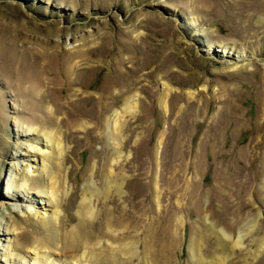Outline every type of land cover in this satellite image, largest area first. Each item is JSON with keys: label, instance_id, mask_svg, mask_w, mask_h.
Returning <instances> with one entry per match:
<instances>
[{"label": "rangeland", "instance_id": "rangeland-1", "mask_svg": "<svg viewBox=\"0 0 264 264\" xmlns=\"http://www.w3.org/2000/svg\"><path fill=\"white\" fill-rule=\"evenodd\" d=\"M126 100L135 105L125 110ZM63 157L65 216H76L85 183L98 188L88 221L117 264L131 251L130 264H216L219 227L243 249H231L232 264H264V0H0L7 263L31 264L27 246L55 208L44 168ZM112 164L125 193L105 200ZM8 189L20 196L9 205ZM129 205L134 230L104 226L107 208L120 216Z\"/></svg>", "mask_w": 264, "mask_h": 264}, {"label": "bare ground", "instance_id": "bare-ground-1", "mask_svg": "<svg viewBox=\"0 0 264 264\" xmlns=\"http://www.w3.org/2000/svg\"><path fill=\"white\" fill-rule=\"evenodd\" d=\"M164 96H165V93H163L162 96L160 97L161 101L162 100L165 101ZM133 105H135V101L126 100L124 108H125V110H127V109H130L131 107H133ZM159 139H160L159 140V144H160L161 138H159ZM48 143L50 144V146H48V148L49 147H51V148L56 147L57 155H59V152H61V150H62L61 149L62 145H61L60 139L58 137L57 138L48 137ZM52 146H54V147H52ZM47 156H53L52 151L48 152ZM61 157H62V155H61ZM17 158H18V156H17ZM47 159H48V157H47ZM64 162H65V158L63 157L59 161V163L56 164V166L53 164V166L49 165L48 168H46V166L44 168V174L47 177L46 179H48V184L47 185L45 184L43 186L47 187V189H48L47 191L50 192L49 194L52 195L51 198L48 197L46 199L45 205H48V206L53 205V206H55V208L51 209L50 213L45 212L44 214H42L41 221L43 222L45 227H47V230H46V233L44 235H42L41 237L37 238L36 240L30 242L29 245L27 246L28 249L35 254V256H33V257L31 256V258H30L31 262H29V263H31V264H67L66 258L68 257V258L74 259L77 264H117V262H116V259L118 258L117 251H115V249L111 248L110 249V255L106 254L104 252V249L101 248L102 246L101 247L99 246L100 245L99 239L96 238V235L92 231L93 223L88 221V218L92 219L90 217H93L95 215V213L97 212V211H95V209L93 208V206L91 204L92 203L91 197H93V198L95 197L98 200V198H99V194H97V193H99L98 188L94 187L89 182L85 183L84 188H83V192H82L83 197L77 206L78 208L76 210V216L75 217L72 215L71 216L70 215L65 216L66 215V213H65L66 212V210H65V204H66L65 198L66 197L65 196L67 194L66 183L69 180V176H68V173H66L63 169ZM97 165H98V161L95 162V164L92 168V171L90 174V177H92V178H94L95 176H98ZM111 166L114 167L115 165H113V164L110 165V169L108 170V174L105 176V180H104V184H103V188L105 189L103 192V193H105V200H106V198L107 199L110 198V191L111 190L115 191L120 197H123V194L125 193L124 189H123L124 184L126 183L125 178H122L120 176H117L116 179L112 178L113 169ZM26 183H27V180H25L24 185ZM12 191L13 190L8 189L6 192V196L4 198V201L6 200L8 205L11 203L13 204V202H15L17 199L20 198V196L18 194H16L15 192L13 193ZM88 194L90 195L89 199L86 197V195H88ZM131 207H132V205H129L127 207L128 209L125 208L122 211V214L120 216L113 215L112 211L114 209L112 210L111 208H107L105 211L106 222L104 223V226L106 228H109V229H112V227L114 226L115 229L119 233H121V235H123V236H126L127 234H129L132 230H134V223H132V221L130 220V218L133 216V213H132L133 211L131 210ZM25 210L29 211L30 208L29 207L26 208V206H25ZM59 210H61V212L63 210L62 214H61V212H60V214L58 213ZM205 217H206V214L203 215V219H205ZM74 220L76 221V223L70 229L66 228L65 225L68 223V221H74ZM179 221L181 222V220L178 219L176 224L180 225ZM56 223L58 226L56 225ZM4 225H5V223H4ZM86 225L88 227H90L91 229L87 228ZM131 226H133V228H132V230H129ZM120 228H121V230H120ZM100 232L102 233V235H109V233L106 232L105 230H103V228L99 231V233ZM192 232H193V230H192ZM214 232H216L215 234L217 235V238H218L217 240L220 242V245L222 247L221 254L217 255L218 258H220V259L217 260V262H215V263L216 264H222V260H225V261L228 260V262H229V263L227 262L228 264L235 263L236 261L231 262V260H230L232 258L231 253L234 252L233 250L238 251L240 253L243 251V249H241L242 247L238 244L237 239L235 241H233L231 238H229V234L224 232L221 229V227H219L218 229H214ZM238 236H239V234H238ZM192 238H193V236H192ZM261 238L262 237H258V238L254 239L255 244H256V250L254 252V257H256V255H258L257 253L261 250L260 248L263 247V239H261ZM2 245L3 244L0 241V248ZM237 247H240V248L237 249ZM13 248L15 250H17L18 252H20V250H21L19 246L17 247V246L13 245ZM80 248L82 250H84L82 255H78V253H77V251ZM121 249H124V247H121ZM231 249H233V250H231ZM124 252H126V251H124ZM134 253L135 252L131 251V253H129V257L122 259L120 264H130L129 262H131V257L134 256L133 255ZM152 253L154 256H156V253L153 251L151 252V250H150L149 258L152 257V260H153L154 256L152 255ZM11 254H13V253H11ZM14 254L19 255L18 253H14ZM4 256H5V254L1 253L0 260L4 261L5 264H15L16 263V261H14V260L12 262L7 263L6 258H2ZM217 256H214V257L216 258ZM9 261H10V258H9ZM141 262L142 261L138 260L136 264H141ZM242 263H244V262H242ZM142 264H143V262H142ZM207 264H209V261L207 262ZM246 264H251V262H246Z\"/></svg>", "mask_w": 264, "mask_h": 264}]
</instances>
